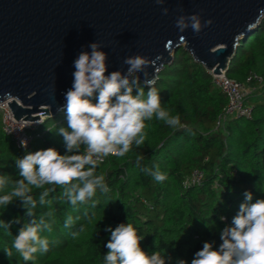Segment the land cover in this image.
Segmentation results:
<instances>
[{
    "label": "trees",
    "instance_id": "obj_1",
    "mask_svg": "<svg viewBox=\"0 0 264 264\" xmlns=\"http://www.w3.org/2000/svg\"><path fill=\"white\" fill-rule=\"evenodd\" d=\"M252 72L261 77V83L246 81ZM225 74L248 87L245 102L251 108L250 118L228 116L216 124L227 98L202 64L181 46L160 69L154 87L162 107L179 115L182 127L173 129L155 117L145 121L143 146L133 144L124 157L110 155L98 162L96 174L105 176L109 191L97 189L86 203L73 207L59 186L45 185L55 191L46 197L51 204L40 205L43 189L33 188L36 217L49 210L54 213L52 231L41 233L51 242L50 251L37 253L34 264H104L110 239L106 229L120 223H131L144 236L140 243L146 253L159 251L171 257L166 264H177L179 259L191 264L205 241L218 248L220 231L238 212L244 193H252V202L264 199V15L240 38ZM140 85L144 86L141 80ZM97 96L91 98L93 103ZM59 127L67 128L66 111L44 117L31 129V140L22 150L3 132L0 113V174L21 179L15 159L28 152L55 148L65 154ZM80 151L85 152L84 146ZM137 155L144 157L139 167ZM156 165L167 177L163 182L141 171L144 167L155 170ZM194 170L203 173L199 183L190 181ZM9 191L11 186L0 195ZM26 211L19 199L0 207V220L5 223L21 218L11 226L12 234L0 228V264H25L12 244L19 229L32 219ZM69 216L74 222L65 228ZM221 216L227 219L221 221ZM4 249H12L11 259Z\"/></svg>",
    "mask_w": 264,
    "mask_h": 264
},
{
    "label": "clouds",
    "instance_id": "obj_2",
    "mask_svg": "<svg viewBox=\"0 0 264 264\" xmlns=\"http://www.w3.org/2000/svg\"><path fill=\"white\" fill-rule=\"evenodd\" d=\"M165 2L155 0L158 5ZM161 11L167 15L169 9L164 7ZM212 23L211 19L202 22L198 13L180 15L176 19L180 32L191 28L196 34ZM88 47L90 52L81 51L74 60L72 87L64 94L66 103L61 110L66 111L67 128L59 127L57 133L63 137L66 153L62 155L55 148L28 152L23 158L15 159L21 179L12 180L9 175L0 174V192L11 186V191L0 195V207L4 209L19 199L27 209L26 216L32 217L19 229L12 244V249L25 264H34L37 253L43 255L50 251L51 242L41 233H50L54 223L51 210L36 217L33 210L37 202L31 195L33 188L43 189L39 196L40 205L51 204L46 197L55 191V187L46 188L45 185L59 186L62 197L73 207L86 203L96 195L97 189L102 193L109 191L105 176L96 174L98 161L109 155L124 157L133 144L138 148L143 146L145 121L155 117L173 129L182 127L179 115L173 116L162 107L160 93L154 87L155 78H148L147 69L155 64V60L140 54L129 56L123 61L128 66L126 72L114 70L109 73L108 54L101 50V45L93 42ZM140 73L145 77L143 87ZM95 93L98 96L93 103L91 98ZM21 144L27 147L25 141ZM81 146L85 148L83 154ZM143 159V155H137L138 167ZM141 171L157 182L167 178L158 165L155 170L144 167ZM244 197L231 223L220 231L222 243L219 247L214 248V242L205 241L202 249L194 254L191 264H264V199L252 202L253 195L249 191ZM20 219L17 217L8 223L0 220V228L12 234L11 226L20 223ZM226 219L220 217L221 221ZM73 222L71 216L67 217L64 227H71ZM106 230L110 232V239L106 244L108 252L103 256L104 264H166L171 259L159 251L151 255L146 253L140 243L144 236L138 235L131 223H120L114 229L109 227ZM12 249H4L10 259ZM177 264H187V261L179 259Z\"/></svg>",
    "mask_w": 264,
    "mask_h": 264
},
{
    "label": "water",
    "instance_id": "obj_3",
    "mask_svg": "<svg viewBox=\"0 0 264 264\" xmlns=\"http://www.w3.org/2000/svg\"><path fill=\"white\" fill-rule=\"evenodd\" d=\"M194 13L213 23L199 34L180 32L177 17ZM263 15L264 0H0V103L22 123L55 115L72 87L74 60L93 42L108 54L109 73L126 72L124 59L140 54L155 60L147 71L156 78L181 46L207 71L225 72Z\"/></svg>",
    "mask_w": 264,
    "mask_h": 264
},
{
    "label": "built area",
    "instance_id": "obj_4",
    "mask_svg": "<svg viewBox=\"0 0 264 264\" xmlns=\"http://www.w3.org/2000/svg\"><path fill=\"white\" fill-rule=\"evenodd\" d=\"M208 73L211 75L214 85L219 88V90L227 98L226 104L223 108V112L218 117L216 124H220V122L225 120L228 116H242L245 118H250L251 108L245 102L246 94L249 92L248 87L243 82L229 78L228 76H226L224 71H221V73L219 74H213L211 71H208ZM246 81L259 84L262 82V79L259 75L252 72L247 76ZM5 103L6 101L0 103L2 130L5 134L10 136L16 148L22 150L26 149L27 147H23L21 141H25L28 146L31 140V136L28 133V130L33 129L34 126H36L41 121L31 124L22 123V119L15 120ZM105 158L106 157L102 158L98 162H103ZM202 175V171L194 170L191 173L190 181L192 183H199Z\"/></svg>",
    "mask_w": 264,
    "mask_h": 264
},
{
    "label": "rangeland",
    "instance_id": "obj_5",
    "mask_svg": "<svg viewBox=\"0 0 264 264\" xmlns=\"http://www.w3.org/2000/svg\"><path fill=\"white\" fill-rule=\"evenodd\" d=\"M43 119H44V118H43ZM41 121H42V120H41ZM28 133H29V134H32V133H33V131H32V130H29V131H28Z\"/></svg>",
    "mask_w": 264,
    "mask_h": 264
}]
</instances>
